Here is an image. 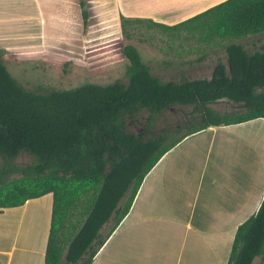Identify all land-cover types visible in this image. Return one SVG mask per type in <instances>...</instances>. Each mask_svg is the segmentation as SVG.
<instances>
[{"label":"trees","instance_id":"obj_1","mask_svg":"<svg viewBox=\"0 0 264 264\" xmlns=\"http://www.w3.org/2000/svg\"><path fill=\"white\" fill-rule=\"evenodd\" d=\"M81 7L86 28L84 0ZM133 22L145 20L121 17L127 37ZM148 22L206 42L242 39L264 33V0H224L173 25ZM226 51L228 64L217 62L210 78L164 80L127 43L128 82L43 93L23 87L0 60V209L52 194L44 264H91L131 212L150 172L188 137L264 119V48L250 52L230 42ZM222 99L236 108L223 113L211 106ZM185 105L192 108L185 125L154 132L164 110ZM143 111L149 112L145 128L136 133L129 125L138 124ZM22 151L33 156L30 164L15 163ZM257 256L264 259V195L237 228L227 264H252Z\"/></svg>","mask_w":264,"mask_h":264},{"label":"crops","instance_id":"obj_2","mask_svg":"<svg viewBox=\"0 0 264 264\" xmlns=\"http://www.w3.org/2000/svg\"><path fill=\"white\" fill-rule=\"evenodd\" d=\"M222 1L115 0V9L99 14L103 22L125 16L173 25ZM89 7L85 1V28L81 0H0V49L52 53L43 48L72 34L76 18L87 31ZM47 23L49 33L63 31L52 37L55 42L46 39ZM262 120L211 126L172 149L147 176L131 212L91 264H227L237 228L264 195V138L255 144L240 135V128L263 127ZM52 203V194H46L0 209V264H44ZM13 228L14 239L3 243ZM252 264L264 259L257 256Z\"/></svg>","mask_w":264,"mask_h":264},{"label":"rangeland","instance_id":"obj_3","mask_svg":"<svg viewBox=\"0 0 264 264\" xmlns=\"http://www.w3.org/2000/svg\"><path fill=\"white\" fill-rule=\"evenodd\" d=\"M85 1L92 13L87 31L82 32V24L75 17L76 20L71 29L74 35L72 33L66 35L64 39H57L56 41L59 42L55 47L43 48V51L47 49L52 53L46 51L47 53L31 56L22 55L19 50H14L12 54H9L11 52H4L0 49V60L23 87L43 93L53 89H69L87 82L103 85L115 81L126 83L128 82L126 70L129 60L124 56L123 47L127 43L135 45L152 73L164 80H180L183 77L210 78L217 62L228 64L226 47L230 42L241 43L250 52L264 48V33L242 39L215 38L212 42H206L186 31L173 35L146 20L141 23H128L129 35L127 37L122 31V23L117 18H109L106 22H103L101 18V15H104L108 9L110 11L116 8L115 0H89L90 4L88 0ZM108 4L111 7L108 8ZM51 25L47 23L46 39L48 42L54 40L52 37H59L63 34L61 30L57 33H49L52 30L49 29ZM88 31L89 35H87ZM211 106L224 113L232 111L237 105L231 100L222 99L212 103ZM191 111L192 108L189 105L164 110L155 122L154 132L159 133L164 128H177L185 125L191 117ZM148 115V111H143L139 123H130V129L138 133L141 128H145ZM240 129L243 132L240 135L245 136L246 133L247 138L255 144H258L256 142L259 138H264V126L257 131L255 129L246 132L244 128ZM185 130L183 129L182 132ZM236 133L240 132L236 130ZM33 159L32 155L22 151L15 159V163L27 165ZM1 163L2 158L0 157V165ZM112 224L113 222H110L103 228V237L108 233ZM15 231V229L13 232L11 229L8 230L3 243L11 242ZM24 234L25 229L23 236Z\"/></svg>","mask_w":264,"mask_h":264}]
</instances>
